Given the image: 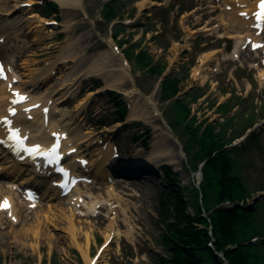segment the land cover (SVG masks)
Here are the masks:
<instances>
[{
	"label": "rangeland",
	"instance_id": "1",
	"mask_svg": "<svg viewBox=\"0 0 264 264\" xmlns=\"http://www.w3.org/2000/svg\"><path fill=\"white\" fill-rule=\"evenodd\" d=\"M34 1L24 8L20 5L22 0H0V12L17 3V10L10 15L14 16L15 27L7 28L8 16H0V28L10 34L2 58L12 65L20 81L29 69L49 66L57 56L70 52L74 59L57 64L55 74L48 81L36 82L39 86L31 93H43L57 81L61 72L85 73L76 76L68 92L70 97L59 108V113L61 110L72 117L68 124L70 140L75 143L78 138H86L91 145L89 154L101 149V128H98L114 116L112 96L94 95L79 109H74L73 105L86 92L107 83L116 99L121 100L120 106L126 102L127 111H136L135 120L131 126H124L116 142L126 153L147 154L155 147L160 151H153L157 167L144 179L123 181L98 176L91 185L80 186V190L97 196L103 209L97 216L88 213L86 217H76L75 232L65 229L59 213L54 210L56 215L53 216L46 204L32 213H22L25 219L22 224L12 225L6 215H0L1 264H88V253L95 264H161L159 257L168 256L171 251L168 245L164 246L160 235L167 222L174 221V216L172 212L165 216L164 210L170 204L163 208L159 195L167 186V179L175 185L182 199L201 185L203 162L194 157L198 148L192 131L200 138L206 126L216 122L212 134L223 129L224 149L247 147L235 154L231 152L237 175L250 190L257 185L264 189V75L231 60L232 42L206 33L196 35L197 32L190 40L187 34L217 24L219 9H215V5L221 0H81L80 6H58L55 22L42 23L35 32H28L23 23H18L21 19L28 15L35 16L31 20L37 19V12L42 9L51 12L46 6L50 1ZM140 3L150 9L140 10ZM157 3L167 6L152 9ZM107 4L113 6L115 15L106 14ZM214 48L220 52L207 62L206 81L192 76L200 66L203 51ZM23 60L28 62L25 66L21 65ZM215 67L217 72L213 71ZM175 78L176 90L165 92L162 83ZM20 85L29 89L21 82ZM176 100L182 101L189 112L178 114ZM234 114L233 125L229 127L223 121ZM65 124L62 119L61 125ZM254 132L258 135L252 140L250 135ZM132 134L135 135L133 140ZM250 141L252 146H247ZM161 165L167 168L169 176L163 175ZM263 194L264 190L246 199V208L254 209L255 204H259L257 229L264 235ZM108 202L115 206H111L113 210L107 207ZM241 205L242 202H238L235 206ZM183 206L185 213L192 212L190 199H186ZM38 217L43 223L41 236L34 238L26 230L28 224H36ZM110 224L111 235L105 241ZM207 228L211 235V226ZM87 231L90 233L88 246ZM263 238L254 237L251 243L259 245ZM208 245L212 247L211 243ZM217 254L224 259L222 253Z\"/></svg>",
	"mask_w": 264,
	"mask_h": 264
},
{
	"label": "trees",
	"instance_id": "2",
	"mask_svg": "<svg viewBox=\"0 0 264 264\" xmlns=\"http://www.w3.org/2000/svg\"><path fill=\"white\" fill-rule=\"evenodd\" d=\"M107 5L106 14L115 15L113 6ZM46 6L51 12L42 9L38 11L40 15L49 17L56 12V6L52 2ZM152 72L151 70L150 73ZM176 82V78L166 79L161 86L168 93L176 90ZM115 102L118 106V102ZM175 102L179 104L178 114L189 112V108L185 107L182 101ZM123 113V107L118 106L114 119L121 118ZM234 117L236 114L223 122L231 127ZM215 124L218 123L206 126L200 138H197L196 131H192L198 148L194 157L203 162L204 176L201 185L191 189V195L187 197L191 201L193 213L184 212L186 199H182L170 180L167 179V186L159 195L163 208L170 204L164 210L165 216L171 212L174 216V221L167 222L164 233L160 235L164 246L168 245L171 251L170 255L159 257L161 264H223V261H226V264H264V238L259 240V245L251 243L252 238L264 236L260 229H257L259 204H255L254 209L235 206L238 202L246 206V199L264 189L257 185L250 190L244 179L237 175L231 152L235 154L236 151H243L247 147L244 145L224 149L226 140L222 138L223 129L218 134H212ZM257 135L258 133L254 132L250 137L254 140ZM247 146H252V142ZM162 169L163 175L169 176L167 168L163 166ZM225 202H228L229 206H223ZM209 225L211 235L208 234ZM208 243H211L212 247ZM217 253H222L224 259Z\"/></svg>",
	"mask_w": 264,
	"mask_h": 264
},
{
	"label": "bare ground",
	"instance_id": "3",
	"mask_svg": "<svg viewBox=\"0 0 264 264\" xmlns=\"http://www.w3.org/2000/svg\"><path fill=\"white\" fill-rule=\"evenodd\" d=\"M53 1H55L60 8H65L68 5L80 6V4H81V0H53ZM35 2L36 1H34V0H22V2H20V4L21 5H24V4H30L31 5V4H33ZM236 4H240V5H238L237 8H235L234 5H236ZM254 4H255V0H229V2H228V0H223L221 12L217 16V20L219 21V23L221 25H224L225 29H226L224 32L219 33V38L220 37L221 38L222 37H226V38L234 39V42H235L236 46H235V49H233L234 52H233L232 56L237 61H241L243 59L245 61L249 60L248 57H243L241 55V53H242L240 51L241 50V45L240 44L238 45V43H239V41H243L245 39V37L249 36L248 34L251 33V30H250L251 20L250 19L246 20V17H241V16L238 15V13H239V11L249 13L252 10ZM227 5H231L232 6V9L230 11H227L225 9V7ZM144 6H145L144 3H140V10L144 9ZM240 6H241V8H240ZM16 8H17V3L14 4L13 6L7 7L6 11L0 12V13L3 16L12 15L14 13V9H16ZM34 17H35L34 15H28V16H26V18L21 19L18 23L19 24L23 23V26H25L28 29V32H32V31L35 32L36 29L39 28L40 24L46 23L47 20H46V18L39 17V16H38L37 19L31 20ZM19 24H17V27H18ZM202 31H210V30L209 29H204ZM193 33H194V31H188L189 36L192 35ZM1 35H3L4 38L8 37V34H7L6 31H3V32L0 31V37H1ZM260 37H261V40L264 41V31H263V33H262V35ZM217 52H218L217 50H214L212 52H207V53L202 54V56L200 58V66L193 72L192 76L200 77L201 79H203V81H206V79H207V76H206V72H207L206 65H207V62ZM72 56L73 55H70V52H68V53L63 54V56H57V58L53 59V61L50 62L49 66L33 68L31 70L29 69V71H27L26 74H24V76H23V82H25V83H29V82L35 83L34 81H37V80H39L41 78L46 80L47 74L51 70L50 68L56 67L57 64H58V66H60L63 63H67L70 60H73L74 57H72ZM27 63H28L27 60H23L21 62V65L25 66ZM87 71H89V70H87ZM84 75H85L84 72L75 73V75L70 74L69 72H67V73L61 72V74L57 78V81L54 84H51V85L47 86L46 89H44L43 93H41L40 95L32 96V94H30L29 91H27L30 94V100H31L27 104H33L35 102L41 101L40 102V107L39 108H34L31 112L27 113L25 110H23L26 103L24 105L19 106L18 113H16V116L13 117V121L15 119L14 124L16 126H18L17 124H19L20 122L23 121L22 118L26 119L28 114L31 115L35 119L34 120L31 119L32 121H25L26 127H29L27 129L26 133H29V138L30 139H33V140L38 139L40 141L46 140L48 138V134L51 133L52 131H54V128H56L57 126L59 127L58 124H59L60 120L63 119V121H65L66 124H69L70 123L69 121H71L72 117L71 116H67L64 112H62V114L58 115V116H61L59 118L60 119L59 122L54 120V117H52L51 119H49V121H47V124H45V122L43 121V116H41V120H40V115H41L40 114V109L44 106V104L46 105L47 103H49V100H51L50 96L53 93H57L58 94V97L55 98V101L56 100L57 101L58 100L61 101L63 97H67L68 94H69L68 92L71 90V87L74 86V84H75L76 76L79 77V76H84ZM260 75L261 76L264 75V70L260 71ZM7 81H6V83L0 82V116L3 115V113H4V111H5L6 107H7V99L9 97V95L7 93V90H6ZM32 83H30L29 85H32ZM17 86L20 87L19 85H17ZM17 86H15V87H17ZM33 86H35V85H33ZM109 86H110V84H107V83L103 84L102 83V85L99 86L98 88L86 92L83 95V97L78 98L75 101V103L73 105L74 109H79L81 106L86 104L90 100V98L92 96L96 95L97 93H100L101 91H104L105 89H111ZM28 88H30V91H32V88L34 89L36 87L29 86ZM48 95H50V96H48ZM56 110H58V106H56L55 103H54V105L52 107L49 106L48 116L50 115V113H52V115L54 116L55 115L54 112ZM135 116H136V111H134L133 109H130V111H128V113H127V116H126L125 120L127 122H129L131 120L133 121V120H135V118H134ZM37 119L40 120V121H38ZM46 125H47V127L44 128V126H46ZM120 126H121V122H116V123L110 125L108 127V129H106L105 131L106 132H114ZM18 127L22 130V128L20 126H18ZM67 128L69 129V127H67ZM0 137H1V135H0ZM87 141L88 140L86 138H78V142L77 143H82V142H87ZM109 150H110L109 148H106L105 150L96 152L95 155L96 156L99 155V157L103 156L102 159H98V161H95V162H90L89 165H92L93 163H96L99 168H103L105 166V164H107V163L111 164L112 162L108 161V159H110V151ZM65 151H67V149H65ZM153 151H160V148L157 149V147H155ZM153 151L150 152V153L145 154L143 156V158H140L139 160H138L139 154H132V152H131V156L128 159H131L130 162H136L137 164H141L144 161L152 163L153 161H155L153 159L154 157L152 156ZM140 157H141V155H140ZM4 158L5 157L1 156L0 159L4 160ZM141 159H143V160H141ZM70 163H74L76 165V161L74 159H71ZM9 167H13V171H14V169H16L19 172V168L17 166H15L14 164H11V165L3 164V166H0V169H4V168H8L9 169ZM105 168H108V167L105 166ZM91 174H93V177H94L96 174H103V173H101L99 171H94ZM33 176L35 177L36 175L27 174L20 184H24L27 181H30L33 178ZM3 185H4V183H3ZM79 190L80 189L78 188V186H76L73 189V191H75V193H77V195H79V196H82L83 194H85V192L83 194H80ZM0 191H2V185H0ZM46 193H47V195H46ZM55 194H57L56 191H55V188L51 187V186H49L47 188V191L45 193H42V198L45 197L49 201V205L46 206L47 210L49 212L53 211V216L56 215L55 211L58 212L59 213L58 216H61L59 219L62 222V224H63V222H65V224H66L65 225V229H67L68 231H71V232H75L76 229L78 228L76 226L77 225L76 221H78V220L75 219L76 218L75 217V213L71 209H69V207L67 206V204L64 201V199H60L59 196L58 195L56 196ZM73 194H74V192H73ZM86 197L88 198L86 201H84V206H85L86 210L93 209V207L98 202H100V200L96 201L98 199L97 196L93 197V196H91L90 193L87 194ZM55 199H58L57 202L51 203L52 201H55ZM12 200L14 201L13 198H12ZM67 210L70 211V214H66ZM13 211H14V208H13ZM18 213H19V211H18ZM0 215H3L2 211H0ZM20 219H21V222H20L21 224L25 222L24 217H21ZM36 221H37L36 224H31V225L28 224L29 226H28L26 231H30L31 234H32V237L40 238V236H41L40 231L42 229V224H43L42 223V218L38 217V220H36ZM111 231H112V225L110 224L108 226V228L106 229L105 241H107V239H109V237L111 235ZM18 234H20V233H17L16 235H18ZM26 236H27V234H26ZM89 238H90V233L87 231L86 232L87 246L89 245V242H90ZM86 257H88L87 263L88 264H92V259L89 256V253L86 254Z\"/></svg>",
	"mask_w": 264,
	"mask_h": 264
},
{
	"label": "snow or ice",
	"instance_id": "4",
	"mask_svg": "<svg viewBox=\"0 0 264 264\" xmlns=\"http://www.w3.org/2000/svg\"><path fill=\"white\" fill-rule=\"evenodd\" d=\"M260 8L261 11L257 13V19L264 20V0H260ZM0 74H2V70H0ZM17 95L19 94L17 93ZM23 99L25 98L23 96H20L19 100H14L13 102L18 103L21 102ZM9 111L14 112L15 110L10 108ZM0 119H2L6 125L11 123L7 117H0ZM8 139L14 141L16 144L20 145L21 147H24V138H22L19 135L18 129L9 128ZM57 148H58L57 144H53L50 148H41L40 145L36 144V145H31L25 148L24 150L27 151L29 154L36 153V154L46 155L55 158L58 155ZM60 171L64 173V175H67V173L63 169H61ZM8 206L9 204L6 200L2 204H0V207H8Z\"/></svg>",
	"mask_w": 264,
	"mask_h": 264
}]
</instances>
